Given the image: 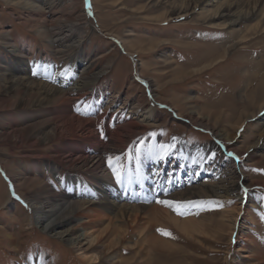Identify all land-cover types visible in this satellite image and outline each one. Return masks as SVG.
<instances>
[{"label":"bare ground","instance_id":"bare-ground-1","mask_svg":"<svg viewBox=\"0 0 264 264\" xmlns=\"http://www.w3.org/2000/svg\"><path fill=\"white\" fill-rule=\"evenodd\" d=\"M50 1L43 0L42 4L51 8ZM28 6L36 9L30 3ZM186 18L231 34V39L221 55L211 52L187 64L193 66L189 71L172 67L169 61L167 65L172 69L168 73L178 79L205 70L204 62L214 60L215 56L214 64L222 61L245 39L244 31L264 28V0H172L169 9L157 17L161 23ZM84 23L59 17L37 29L51 46L65 54L58 65L38 63L37 74L33 75L32 69L37 64L29 68V62L21 61L17 55L13 61L7 60L8 68H0V148L5 150L0 152V165L16 194L25 195L32 212L28 219L32 227L58 238L82 264H151L157 256L180 253L171 237H158L152 232L154 226L170 227L194 241L196 236H211L220 241L219 235L226 233L229 246L224 264H264V243L257 242L258 232L253 233L260 222L252 211L263 207L264 200L256 187L264 189V180H250L245 170L249 165L264 164V144L258 143L264 134V114L261 115L264 93L258 102L253 93L248 95L246 100L252 103L253 111H242L225 128L197 109L174 114L187 126L206 130L214 137V141L197 147L199 157L189 155L187 167L195 165L192 173V168L181 165L192 148L181 146L182 140L174 138L163 158L148 152L156 148L164 151L155 145L152 136L140 143V135L156 123L159 115L152 96L139 102H121L117 98L120 93L110 95L108 81L107 86H98L105 71H89L82 49ZM120 38L124 49L133 51L130 41ZM192 46L182 45L184 49ZM151 47L138 49L148 52ZM166 55L162 56L164 61L169 59ZM151 81L155 82L156 90L165 87L156 79ZM169 107L175 109L172 104ZM256 116L261 124L259 139L238 146L243 137L240 130ZM48 146L53 148L51 153L34 151ZM231 151L244 156L240 163L233 162V156L228 155ZM25 157L29 159L27 166L21 161ZM108 157H113L112 165L121 173L122 182H117ZM169 157L187 172L185 183H181L184 187L177 190L172 186L175 180L172 174L166 177L162 174L165 168L172 169ZM62 171L66 172L61 174ZM202 173L217 179L198 182L197 175ZM51 174L62 191L48 188L46 177ZM179 175L177 171L176 177ZM158 198L211 199L213 203L222 202L224 207L218 211L217 220L212 217L214 213L179 219L164 206L151 202ZM9 200L7 196L4 207L8 208ZM122 253H129L130 257Z\"/></svg>","mask_w":264,"mask_h":264},{"label":"rangeland","instance_id":"rangeland-1","mask_svg":"<svg viewBox=\"0 0 264 264\" xmlns=\"http://www.w3.org/2000/svg\"><path fill=\"white\" fill-rule=\"evenodd\" d=\"M51 1L52 7L48 8L47 4H42L43 0H0V68H4L7 60L13 61L17 55L21 56V61L29 62V68L37 64L33 71L38 69V63L58 65L60 60L65 58V54L59 53L55 46H51L48 38L39 35L37 29L53 23L59 17L85 22L82 49L88 66L90 65L89 71L93 73L96 70H103L106 73L99 80L98 86H107L110 83L108 85L110 95H115L114 92L120 93V98H117L121 102L126 100L139 102L142 98L147 99L149 96L155 99L152 103L159 114L157 121L140 135V143L152 136L154 140L156 139L155 145L160 148L161 145L170 146L173 139L178 138L182 140L181 146L192 147L191 153L185 157L187 162L191 154L192 157H199L200 152L197 147L214 141V137L206 130L187 126L183 120H179L181 118H175V113L183 114L188 110L197 109L203 116L210 117L211 121H216L219 123L218 126L224 127L228 123L233 124L242 111L247 113L253 111L252 103L246 100L248 95L253 93L256 102L258 98L259 101L263 98L261 94L264 93V28L260 26L258 29L244 31L245 39L229 51L222 61L214 64L217 58L215 56L214 60L204 62L207 64L205 70L192 74L188 76L189 78L178 79L168 73L173 66H179L183 72H186L193 68V66H186L187 64L197 62L211 52L215 55L218 52L221 55L222 49L231 39V34L211 30L191 18L161 23L157 17L169 9L172 0H89V8L85 7V0ZM28 3L36 6V9H30ZM22 4L25 5L22 6ZM89 11L91 15L88 14ZM4 32L7 36L2 35ZM130 33L133 34L132 37L129 36ZM120 37L130 41L133 51L124 49ZM149 41L150 44L147 43ZM184 43H191L193 46L184 49L182 47ZM141 46L149 48L152 46V49L148 52L139 51L138 48ZM163 54H167L169 58L167 61H164ZM169 61L172 67L167 65ZM151 78L159 81V84L164 83L165 87L156 90L155 82L151 81ZM171 104L175 109L169 107ZM262 114H264V108L261 111ZM257 116L255 119L248 120L247 125L240 130L243 137L238 146L259 139L261 124L257 123ZM228 132L233 131L228 129ZM258 143L264 144V134ZM223 146L227 145L223 144ZM52 149V146H48L34 151L48 154L52 152ZM156 149L148 152L159 158L161 151ZM0 152L5 153V150L0 148ZM231 153L233 158L238 160L234 159L233 162L240 163L244 158L235 151ZM170 159L169 157L168 160ZM21 161L26 166L29 164V159L26 157ZM1 165L0 264L31 262L33 264H82L73 252L60 243L58 238L42 234L37 228L32 227L28 220L32 212L25 202L26 197L23 194H16ZM245 170L250 180H264V164L249 165L245 167ZM64 172L66 171H62L61 174ZM46 182L48 188L62 191L53 174L46 177ZM256 190L264 200L262 186H257ZM7 196L10 198L8 208L3 205ZM179 201L194 202V205L190 207L194 214L187 216L193 218L214 213L212 217L217 220L218 211L224 207L222 202L213 203L211 199L191 198ZM164 209L176 218L184 217L177 215L168 207ZM252 211L260 222L257 231L253 233L258 232L255 234L257 242L264 243V204L263 207L252 209ZM158 228L167 229L171 235H162L157 231ZM152 232L158 237H171L173 241L171 243L176 244L180 253L157 256L151 264H224L225 252L229 246L226 233L219 235L222 237L220 241L213 240L211 236H196L194 241L180 235L170 227L154 226ZM122 254L124 257H130L129 253Z\"/></svg>","mask_w":264,"mask_h":264},{"label":"snow or ice","instance_id":"snow-or-ice-1","mask_svg":"<svg viewBox=\"0 0 264 264\" xmlns=\"http://www.w3.org/2000/svg\"><path fill=\"white\" fill-rule=\"evenodd\" d=\"M85 7L89 8V0H85ZM89 15H91V12L89 11L88 13ZM37 73L35 71H33V75H36ZM167 147H171V146H164L161 145L160 148L163 149L164 151L161 153V157L163 158V155L166 154L167 152ZM140 150L137 149V152H139ZM149 151H151V149H149ZM229 156L233 155L232 153L228 154ZM117 161L119 160V157L115 158ZM108 161H109V167H112V171L113 174L116 176L117 182H122L121 180V173L117 171L116 167H113L112 165V161H113V157H108ZM167 191V190H165ZM245 191H247L245 189ZM155 202L159 205L168 207L170 210H172L173 212H175L177 215H186L187 210H186V206L188 205H192L194 202L192 201H179V200H170V199H156ZM158 232H160L162 235H166V236H170L171 233L167 230V229H157Z\"/></svg>","mask_w":264,"mask_h":264}]
</instances>
